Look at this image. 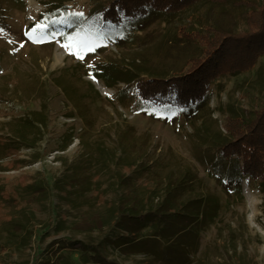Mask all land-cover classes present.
<instances>
[{
  "label": "rangeland",
  "instance_id": "obj_1",
  "mask_svg": "<svg viewBox=\"0 0 264 264\" xmlns=\"http://www.w3.org/2000/svg\"><path fill=\"white\" fill-rule=\"evenodd\" d=\"M43 2L0 0V136L5 137L0 140V264H77L80 243L118 264H147L149 257L124 254V247L110 243L112 223L124 207L155 208L186 168L195 189L180 190L177 201L210 192L223 205L216 221L200 232L189 264H264V192L258 183L213 179L197 118L147 108L137 100L124 105L117 96L122 85L108 87L89 75L90 62L119 57L114 46L82 59L57 33L43 40L28 35ZM66 4L85 13L94 1ZM198 8L210 22L234 17L229 6ZM235 22L238 32L255 25ZM168 30L172 27L153 24L146 45L124 52H142L136 56L164 72L184 68L196 45L165 41ZM226 52L225 67L244 66ZM256 59L214 89L210 132L226 133L232 115L251 116L264 106V56ZM21 131L26 139H19Z\"/></svg>",
  "mask_w": 264,
  "mask_h": 264
},
{
  "label": "trees",
  "instance_id": "obj_2",
  "mask_svg": "<svg viewBox=\"0 0 264 264\" xmlns=\"http://www.w3.org/2000/svg\"><path fill=\"white\" fill-rule=\"evenodd\" d=\"M67 1L71 0L43 2L44 10L30 24V32L37 24L47 27L37 30L33 37L52 39L57 33L66 44L73 37L72 42L79 44L81 50L68 48L69 52L82 59L114 46L120 52L119 57L90 62L89 75L108 87L122 85L117 96L124 105L137 100L147 108L197 118L202 124L197 128L199 137L209 146L207 172L212 173L213 179L228 185L234 182L241 185L247 179L249 183L257 182L264 192V106L251 116L232 115L226 133L210 132L207 126L213 111L211 97L220 81L264 56L263 3L254 7V3L246 0H93L94 4L83 13L70 11ZM205 3L229 6L234 17L210 22L199 13L198 6ZM235 17L239 22L255 25L238 32ZM153 24L172 27L166 31L170 37L162 38L165 41L196 45L197 50L185 61L187 66L164 72L149 64L146 57L136 56L142 52L126 55V51L139 50L147 44L146 32ZM87 45L94 50L88 51ZM226 51L234 58L240 57L244 66L225 67ZM63 88L68 90L65 84ZM18 137L26 139L22 131ZM0 140L5 137L0 136ZM7 147L9 151H18L15 146ZM191 173L186 168L174 186L165 188L166 197L155 208L120 209L112 223L110 243L124 247V254L130 251L129 254L149 257L147 264H189L197 251L200 232L216 221L223 206L218 196L210 192L177 201L175 196L180 190L194 192ZM147 228L152 229L151 235L141 233ZM78 245L77 264H118L104 258L96 247Z\"/></svg>",
  "mask_w": 264,
  "mask_h": 264
},
{
  "label": "snow or ice",
  "instance_id": "obj_3",
  "mask_svg": "<svg viewBox=\"0 0 264 264\" xmlns=\"http://www.w3.org/2000/svg\"><path fill=\"white\" fill-rule=\"evenodd\" d=\"M47 27V25H45V24H37L36 25V27L34 28V29H32V32H30V33H28V35H33L37 30H43L44 28H46ZM74 40V38L73 37H69V41H70V43H68V44H65L64 45V47H66V48H69V49H72V48H76L77 49V52H79L81 49H80V45L79 44H77V43H73L72 41ZM87 47V50L88 51H92V50H94V48H93V46L92 45H87L86 46ZM81 58H83L82 56H81Z\"/></svg>",
  "mask_w": 264,
  "mask_h": 264
}]
</instances>
